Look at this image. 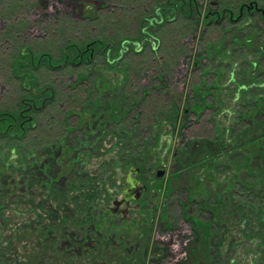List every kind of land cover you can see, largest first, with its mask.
Masks as SVG:
<instances>
[{
	"label": "rangeland",
	"instance_id": "1",
	"mask_svg": "<svg viewBox=\"0 0 264 264\" xmlns=\"http://www.w3.org/2000/svg\"><path fill=\"white\" fill-rule=\"evenodd\" d=\"M179 2L0 0V264H264V0Z\"/></svg>",
	"mask_w": 264,
	"mask_h": 264
},
{
	"label": "trees",
	"instance_id": "2",
	"mask_svg": "<svg viewBox=\"0 0 264 264\" xmlns=\"http://www.w3.org/2000/svg\"><path fill=\"white\" fill-rule=\"evenodd\" d=\"M194 5V6H193ZM178 6V10H181V11H183V12H187L188 13V16L189 15H191V13H193V11H192V9L195 7V4H194V0H180V2H179V4H177L176 5V7ZM51 63V62H50ZM30 83V82H29ZM43 91H45V90H43ZM32 93L34 94L35 92L34 91H32ZM41 94H44L43 92H41ZM40 93H39V95H41ZM35 95V94H34ZM258 104H261V107L260 108H262V102H263V99H260V98H258ZM264 104V103H263ZM250 110V109H249ZM258 113V112H257ZM256 113V114H257ZM0 125H2L3 123H6V122H3L4 121V119H6L7 117H5V116H8V118H9V121L11 122V124H8L7 126H6V130H4L2 133H5V134H12L13 133V131H10V130H13L12 129V125H14V123H15V121H13L15 118H13V116H11V115H9V114H4V113H0ZM3 117H5V118H3ZM17 117H18V120H22V118H21V116H20V114H17ZM20 120V121H21ZM8 123V122H7ZM15 126H17V128H19V129H21V127L19 126V124L17 125H15ZM15 126L13 127L14 129H15ZM11 133H10V132ZM23 131H25V130H23V128L20 130V132L19 133H21L20 135L22 136V133H23ZM14 133H16V131L14 130ZM12 135H14V134H12ZM19 134L17 135V136H20ZM19 168V167H18ZM21 170V169H20ZM26 170V169H25ZM2 204H3V202L1 201V198H0V207L2 206ZM260 221V220H259ZM248 243V246L247 245H245V247H247V248H251V247H253L252 245H253V243L252 242H250V241H248L247 242Z\"/></svg>",
	"mask_w": 264,
	"mask_h": 264
},
{
	"label": "flooded vegetation",
	"instance_id": "3",
	"mask_svg": "<svg viewBox=\"0 0 264 264\" xmlns=\"http://www.w3.org/2000/svg\"><path fill=\"white\" fill-rule=\"evenodd\" d=\"M254 3V2H253ZM229 13H231V14H233L232 12H229ZM247 14V15H253V14H255V13H258V14H260V16H261V18H263L264 19V10H261L260 8H258V7H256V6H254L253 4L252 5H250V4H241V6L239 7V10H238V16L240 15V16H242L243 14ZM43 93H44V91H43ZM35 94V93H34ZM37 94V93H36ZM39 95V94H38ZM22 104L23 105H26V106H28V107H32V105H29V104H27L26 102H22ZM32 109H33V107H32ZM21 116H22V118H24L25 116L24 115H22L21 114ZM25 119V118H24ZM27 121L28 120H30V118H27L26 119ZM24 121V120H23ZM132 188H134V187H132ZM131 188V189H132ZM135 191H131L130 192V194H132V193H134ZM128 194V193H127ZM129 195V194H128ZM127 196V195H126ZM125 199V203H127V201H126V198H124Z\"/></svg>",
	"mask_w": 264,
	"mask_h": 264
},
{
	"label": "water",
	"instance_id": "4",
	"mask_svg": "<svg viewBox=\"0 0 264 264\" xmlns=\"http://www.w3.org/2000/svg\"><path fill=\"white\" fill-rule=\"evenodd\" d=\"M134 171L136 172L137 170H136V169H135V170H132L131 173L134 172ZM162 174H163V171H162V170H159V171L157 172V175H158V176H161ZM127 181H128L129 188L123 191L124 194H125V193H129V192H131V190H132L131 188H132V187H136L137 184H138L137 181H133V180H130V179H128ZM140 189H141V190H144L145 188H144V187H141ZM138 196H139V193H135V194L132 195V198L135 199V198H138ZM128 200H129V199H128ZM115 204H118V203L116 202Z\"/></svg>",
	"mask_w": 264,
	"mask_h": 264
},
{
	"label": "bare ground",
	"instance_id": "5",
	"mask_svg": "<svg viewBox=\"0 0 264 264\" xmlns=\"http://www.w3.org/2000/svg\"><path fill=\"white\" fill-rule=\"evenodd\" d=\"M45 92V91H44ZM123 202H125V199L123 200Z\"/></svg>",
	"mask_w": 264,
	"mask_h": 264
}]
</instances>
